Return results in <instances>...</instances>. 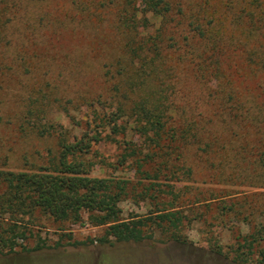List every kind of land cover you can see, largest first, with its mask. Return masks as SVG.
<instances>
[{
  "label": "trees",
  "instance_id": "1",
  "mask_svg": "<svg viewBox=\"0 0 264 264\" xmlns=\"http://www.w3.org/2000/svg\"><path fill=\"white\" fill-rule=\"evenodd\" d=\"M85 2L70 0L69 11L73 15L67 14L70 20L67 28L61 24L56 27L52 21L55 17L46 7L42 12L50 16H44L45 21L38 26L48 34L47 40L59 35L62 44L65 40L62 35L71 43L82 41L85 36L80 31L89 30L92 34L98 29L113 33L111 40L108 35L105 37L103 45V41H98L97 47L90 42L91 48L87 49L88 56L97 57L105 49V43L110 45L108 51L113 56L103 64L101 72L107 89L79 97L80 104L74 111L80 117H71L78 134L43 122L60 98L51 99V94L43 90L29 96L22 122H33L38 136L53 138L56 146L49 148L45 165L30 171L7 169L0 157L2 260L12 254L28 255L52 247L32 230L38 215L56 223L86 221L104 227V235L96 240L100 245L154 241L157 235L161 237L160 243L187 244L184 227L203 215L192 220L183 205L185 191L176 189L178 180L174 179L180 172L188 177L194 172L192 166L183 161L180 164L181 147H192L199 157L212 160L209 164L217 170L216 177L224 179L223 186L237 184L232 182L234 175L247 178L248 169L255 173L250 178L252 183L261 179L264 185V0ZM33 4L38 5L36 0H29L28 7ZM83 8L88 17L81 22L75 10ZM103 21L108 22L107 28ZM8 22L1 24L0 20V35ZM78 22L87 24V29H78ZM27 30L36 37L30 25ZM38 42L44 40L38 38ZM3 54L6 51L0 50V55ZM43 55L45 60L40 63L46 62L42 67L50 75L56 70L50 66L56 58L46 51ZM20 68L25 74L38 70H32L27 61L8 63L0 59V79L8 72H20ZM64 68L67 69V64ZM182 72L204 90L203 112L192 114L190 119L183 115L186 110L179 111L175 103L180 91L177 83L172 86ZM72 102L71 99L60 104L68 116ZM2 117L0 114V124ZM139 140L143 141L141 145ZM102 142L125 144L122 164L134 159L140 171L149 167L141 173L150 185L138 196L144 201H156L153 212L125 218L121 203L129 195L130 182L92 175L96 167L91 160L92 151ZM230 153L234 156H229ZM213 159L219 162L216 166ZM248 159L251 162L245 168L237 162ZM228 166L235 173H227ZM159 180L173 184L154 182ZM226 187L221 191H226ZM220 210L222 217L233 215L248 226L256 219L254 212L245 214L235 204H224ZM241 237L243 244L234 261L247 264L258 253L264 263V248H260L264 242L263 223ZM32 238H36V243L30 247L26 242ZM67 245L77 247L85 243L72 241L69 236ZM63 246L60 239L53 247Z\"/></svg>",
  "mask_w": 264,
  "mask_h": 264
},
{
  "label": "rangeland",
  "instance_id": "2",
  "mask_svg": "<svg viewBox=\"0 0 264 264\" xmlns=\"http://www.w3.org/2000/svg\"><path fill=\"white\" fill-rule=\"evenodd\" d=\"M37 4L28 7L29 0H6L3 4L0 0V20L1 24L8 20L4 34L0 35L1 48L6 54L0 55L8 63H20L27 61L32 70L31 74H25L22 68L17 73L8 72L6 76L0 79V114L3 115L0 124V157L5 162L6 168L12 171H30L47 163V152L49 148H54L56 142L53 138L45 139L38 136L33 122L23 123L21 118L28 109V98L33 94L43 90L46 94H51L50 98H60V101L51 106L48 110L47 118L43 122L54 123L58 129H67L74 134H78L75 129L73 117L79 118L80 115L75 107L80 104V96L91 94H100L106 92L107 84L101 75L103 64L109 62L112 53L108 51L110 45L106 47L97 57L88 56L91 48L90 42L97 47L98 41L106 40V36L111 40L113 33H108L98 29L91 34L89 30L80 31L86 28L87 24L79 23L78 29L85 37L82 41L71 43L64 36V44L61 43V37L58 35L55 39L47 40L48 34L42 31L39 23L45 21V17L50 14H43V10L48 9L52 13L56 22L67 28L70 20L67 14L73 15L69 11L70 0H36ZM89 1V0H76ZM35 3V2H34ZM86 3V2H85ZM7 7H5L6 5ZM84 6V5H83ZM87 6V5H86ZM75 7V6H74ZM78 8V7H76ZM20 9V11H18ZM77 19L81 22L88 17L86 10L78 9ZM85 13V14H84ZM45 16V17H44ZM34 25H32V24ZM34 30L30 32L28 29ZM38 28L36 29L35 26ZM103 25L109 26L106 21ZM71 32L70 29H61ZM39 31V32H38ZM60 31V29H59ZM102 32V33H101ZM61 35V33H60ZM38 36V37H37ZM60 37L59 40H56ZM42 38L44 42H38ZM67 39V40H66ZM9 42V43H8ZM101 45V46H102ZM63 47V49H61ZM50 52L51 58L55 56L50 66L56 69L54 73L47 75V68H43V52ZM49 58V57H48ZM110 59V60H108ZM108 60V61H107ZM67 64V69L64 68ZM185 72L172 82V86L177 83L180 90L176 95L177 107L179 111L186 110L184 116L200 114L203 112L202 95L203 88L201 84L193 82ZM50 84V87L46 85ZM73 100L68 106L70 114L67 115L60 107L61 103L67 100ZM207 116L206 114H204ZM202 119V118H201ZM202 125L200 117L197 116ZM120 140H122L120 138ZM135 141L138 139L135 138ZM142 140L138 143L141 145ZM239 143V142H237ZM234 144H229V146ZM237 146V145H236ZM125 144L102 142L94 147L91 160L96 163L93 176L116 178L128 180L129 195L121 203L124 211V217L128 218L132 214L146 215L153 212L156 208V201H144L138 195L143 193L149 181L143 180L141 171L149 167H143L140 171L134 159L121 163V156L124 153ZM182 160L180 164L192 166L194 172L192 177H188L182 172L177 176L176 189L185 191L184 208L187 214L193 220L198 215L203 218L194 220L191 225L183 229V233L188 238L187 244L174 242L160 243V236H156L154 241H144L142 243H114L112 245H100L96 240L104 235V227H95L84 221V223L72 224L56 223L44 216L38 215V221L32 227L35 235L41 236L49 246L48 249L34 252L31 254L16 253L8 257L0 258V263L6 264H240L234 261L236 252H239L243 239L241 234L255 231V225H264V185L261 179L255 184L252 178L255 173L248 169L247 178L234 175L233 186H223L224 179L216 177L217 170L209 162L208 157H199L192 147L180 148ZM184 154V156L182 155ZM234 156V154H229ZM176 158V157H175ZM214 160V159H213ZM183 161V162H182ZM237 161V160H236ZM236 161L232 164H235ZM247 161V162H246ZM246 161H237L245 168L250 159ZM215 166L217 163L214 160ZM230 164L231 166H233ZM228 166L229 171L235 173L234 169ZM230 176V175H229ZM251 178V180H250ZM257 179V178H256ZM160 184H173V181L159 180L154 181ZM241 182V183H239ZM226 191H221L223 188ZM162 189L167 190L165 185ZM186 188H192L186 192ZM235 204L237 209L242 212H254L256 219L253 220V227L248 226L244 220L236 219L233 215L222 217L220 208L224 205ZM221 216V217H220ZM85 219L87 215L85 214ZM69 236L72 241L85 243L77 247L67 245ZM62 239L63 247L54 248L53 246ZM91 241H95L93 244ZM36 238L30 239L26 244L34 246ZM264 248V242L261 247ZM220 252V253H219ZM258 253L253 255L252 261L247 264H264Z\"/></svg>",
  "mask_w": 264,
  "mask_h": 264
}]
</instances>
